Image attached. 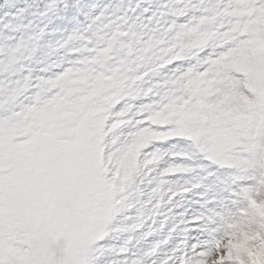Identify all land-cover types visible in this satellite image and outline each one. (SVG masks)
I'll use <instances>...</instances> for the list:
<instances>
[{
    "label": "snow or ice",
    "instance_id": "1",
    "mask_svg": "<svg viewBox=\"0 0 264 264\" xmlns=\"http://www.w3.org/2000/svg\"><path fill=\"white\" fill-rule=\"evenodd\" d=\"M96 7L50 0L0 47V264H264V0ZM54 19L74 27L33 76Z\"/></svg>",
    "mask_w": 264,
    "mask_h": 264
},
{
    "label": "rangeland",
    "instance_id": "2",
    "mask_svg": "<svg viewBox=\"0 0 264 264\" xmlns=\"http://www.w3.org/2000/svg\"><path fill=\"white\" fill-rule=\"evenodd\" d=\"M50 2V0H0V47L5 45H13L15 44L22 36H25V28H39L43 27L44 25L37 21L35 18L32 17L33 13H38L42 11L45 7V4ZM139 2V0H82V3L85 5L84 11H88L92 5H97L95 11L92 13L93 15L97 14L100 8L107 6L109 4L115 5L120 4L121 7L128 9L131 7H135V5ZM31 5V7L27 8V11L22 15L15 19H13L12 15L9 13L14 14L17 9L25 8L26 6ZM143 7H148V5H143ZM153 9L155 8V4L151 6ZM79 19L83 21V16H80ZM135 19V17H133ZM6 25H10L6 27ZM74 24H69L66 20L54 19L52 23L48 24L45 35L42 38L40 43L41 51H38L33 62L26 64V69L28 67L33 69V76L40 75L39 69L43 66L35 61H38L41 58L42 53H49L52 52L53 48L57 46V42L61 41L62 39H66L67 36L70 34ZM63 56L67 60L75 59V56L68 55V50L63 49L59 52H55L52 55V59L56 60ZM27 74V71L24 73ZM139 103V102H137ZM130 128H124L120 132V140L121 142L123 139L128 135ZM176 144V150L185 147V144L181 142H168L163 144H157L155 147L161 148V150H170L172 145ZM173 161L166 158L165 162H162L159 167L151 173L150 176L144 178L143 176L137 177L134 180L133 186L131 191L136 192L139 189L142 192L147 193L149 190V186L147 185V179H151L158 175L160 169H163L167 166L168 163H172ZM179 163V161H175ZM144 179V183H141V180ZM174 180L179 179L177 177H173ZM185 179H188L187 177ZM182 182V181H181ZM147 199V196H138L134 197V202L139 201L136 203V206L124 213L119 214L116 219L113 221L111 227L113 228H129L135 222L136 218L139 216L141 211H145L143 207H141L144 200ZM133 235L132 233L126 231H118L112 232L109 238L105 241V243L109 246H116L119 247L123 245V243L129 239V237ZM157 237H149L147 241L142 242L137 247H143L145 244L153 242ZM108 259H114L112 257ZM115 259H119V257H115Z\"/></svg>",
    "mask_w": 264,
    "mask_h": 264
}]
</instances>
